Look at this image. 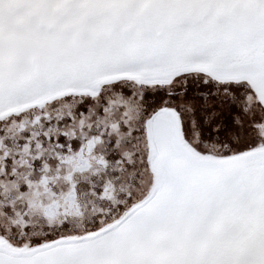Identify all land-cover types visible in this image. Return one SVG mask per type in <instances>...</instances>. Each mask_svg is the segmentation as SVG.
<instances>
[{
  "label": "snow or ice",
  "instance_id": "6c2138e0",
  "mask_svg": "<svg viewBox=\"0 0 264 264\" xmlns=\"http://www.w3.org/2000/svg\"><path fill=\"white\" fill-rule=\"evenodd\" d=\"M0 264H264V0H0Z\"/></svg>",
  "mask_w": 264,
  "mask_h": 264
}]
</instances>
